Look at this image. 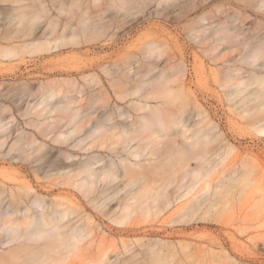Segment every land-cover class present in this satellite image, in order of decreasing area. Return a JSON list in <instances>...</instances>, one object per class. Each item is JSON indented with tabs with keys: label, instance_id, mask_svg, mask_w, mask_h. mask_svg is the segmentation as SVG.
<instances>
[{
	"label": "rangeland",
	"instance_id": "rangeland-1",
	"mask_svg": "<svg viewBox=\"0 0 264 264\" xmlns=\"http://www.w3.org/2000/svg\"><path fill=\"white\" fill-rule=\"evenodd\" d=\"M34 1L37 2L38 0H14V1L13 0H0V47L5 46V45H10V46L15 45L16 46V44L22 45L27 42L35 41L33 40L34 36L25 37L24 34L21 35L20 33L22 32L21 31L22 27L21 25H19V27H21L19 28L18 25H16L17 23H19L16 17V16H18V18L20 17L18 15L20 14L19 9L21 10V7L25 6L26 4L27 6L32 3L34 4L35 3ZM76 1L78 0H43L44 2L43 4L47 6V8L49 7L48 12H47L49 14L44 13L46 15L44 16V18L40 20L37 26V29H36L37 30L36 37L41 40V39H44L43 37L45 34H47V36L50 35V32H51L50 28L46 27L48 26L46 25L48 24L46 17L50 19H55V17H57L56 18V20L58 21V26L56 29L57 31H55L53 36L61 34V33L65 35L66 37L73 35L74 32H78L77 28H79V26L81 25L80 21H77L80 15L79 14L80 11L82 12L84 9L85 10L87 9L86 12L88 11V14L86 13H83V14L89 15L87 16L88 18H92L93 16V18L90 19L91 21L88 20L89 23L92 22V20L93 22L100 23L99 25L101 29L103 28L101 31L105 33L104 35L103 33H101L102 36L100 35L101 37L98 38L99 40L96 39L92 41L91 43L90 42L87 43L86 40L83 41L85 34L83 35L82 32H80L81 34L79 33V35L81 36L80 38L82 39L83 43H81L82 45L80 44L79 46L73 45V44H66L67 45V46L65 45L66 47L62 46L56 50H53L52 52H47L43 54H31L27 52V50L23 52L21 51L22 49L20 50V48H17L19 49L17 50L18 56L16 55L14 57H4L3 55L0 54V140L2 142L3 138H6V139L8 138L7 141L5 139L6 142L3 144V146L0 145V188H2L3 185L7 184L5 186L8 189L6 193H4L3 195H0V199L2 200L0 203V211L3 209H8L9 205L12 203V199H11L12 196L10 193L11 186H14V189H16L15 185L19 184L22 180L23 182H26V181L30 182L36 189H38L40 193H43L44 195H48L49 197H52L55 195H58V196L69 195L70 196V194L68 193L69 188L65 186L57 185L56 182L54 183V181H56L55 178L53 179V181H50L52 180V176H54V175L52 176L50 175L52 174V171H53L54 160L56 161L57 158H60L61 156L64 157L63 154L67 150L65 148V145L64 144L62 145L61 143L59 144L57 141H55V138L57 137V134L59 133L60 130L64 129L63 131H66V129L68 128L64 127L67 123H66V120L65 121L63 120L62 121L63 123L62 122L58 123L60 129L56 127L58 128L56 129L57 132H52L48 134L47 136L44 135L43 132H41L42 130L47 129L49 127L50 123L48 124V122H52L53 117H56L58 115L60 116L62 114L61 110L60 112L58 110H57L58 112L56 111L50 112L49 110L41 111L40 112L41 116L40 114L36 113L37 111L35 110L37 108V104H39L43 100L42 94L46 93V89L43 87L41 88L42 84L47 86V83L49 82L51 83L52 81L55 87L57 88L59 87V89H61L60 92L58 93V96L57 95L54 96L53 100L50 99V101L52 100L51 103L54 102V104L56 105L59 103L61 104L65 103L70 98L69 97L70 95L78 96L81 98L87 95L86 93H90L96 90L97 91L104 90L105 89L104 87H106L105 90H107L109 94H111L110 95L111 99L108 103V109L105 112H110L113 109L117 110L116 103H120L123 108H126V109L128 108L127 110L133 111L131 109L132 107L129 106V104L131 103L130 101H132L133 99H137V97H135L134 95L133 97H129L131 95L130 93L132 92V91L131 92L129 91L130 90L135 91L137 89L135 88L137 87V85L139 87L140 85H143V84L147 85L148 82L150 81L149 79H152L151 81H153L154 76L157 77V75L155 74H158V73L156 72L160 70L159 68H155L149 71L148 67L150 66V64L148 66V63H154V64L160 63L162 68L163 66L165 67V69L169 67L168 69L170 70V72H173V70L175 71V69L171 67L172 65H174V67L175 65H182L186 71L185 76H183L184 79L182 77V80H180L181 82L179 83L175 82L176 84L175 83H174L175 85L173 84V88L177 87L178 89V87L180 88L181 86L184 89V93L185 94L187 93V96L185 95L182 96L183 92L180 90H179L180 92L179 91L178 92L179 93L182 92V93L180 94L181 96H179L177 92L175 91V89H173L174 92H171L173 95L169 93L170 95L168 97L167 95L165 96L166 93H164V96L166 98L164 96H162L161 100H160L161 96L160 98H157V99L155 98L154 100H152L151 98L149 100V103H151L152 105H159L161 103L162 105H160V107L165 104L164 107H161L163 112L165 111L164 112L165 114L168 110L167 107L172 108L170 110H173V105H174L175 107L174 109L177 114L179 113L177 111H180V109L178 108L179 107L181 108L182 106L181 109H183V106L185 105V104L180 105V103L182 102L187 103L185 101L190 102L188 104L189 107H187L188 105H186L187 107L186 109L188 110L184 109L187 114L184 113L183 111H182L183 115L182 114L179 115L181 112L178 114V116H181L180 117L181 119L183 116L185 117V118L183 117L182 119L185 122L184 124H186L187 122L188 123L187 127L190 126V128H193L196 125L193 123L195 122L197 123L201 120V123H197L198 125H204L202 124V122L204 123L206 122L205 125L207 124L216 125V127L212 130V133L215 130L214 134L219 133V135L221 134L220 139L222 138V140L220 141L218 140L219 142L217 141L218 143L216 144L221 145V147L225 148L224 150H222V148L220 150H222V152H225L226 150L227 151L229 150V147H231L233 150H231L230 148V153L229 151L228 152L226 151V154L228 155L229 153V155L225 156L226 158H224V160H222L219 163L217 169L210 175V177L208 176L209 178L207 177V175H205L204 177V174L203 175L200 174V176L205 179H202L199 175H198V178L195 179L194 176L192 177V175L185 173L186 171L185 168H183V170L179 169V167L176 168L177 166L175 167V165H180L176 163L177 162L176 157L171 159L173 160L172 162L171 160L168 161L167 163L169 165L167 164L163 169H159V174L155 176L157 179L159 178L158 181L161 183L164 179L166 181L168 179L167 183L166 182L164 183L165 181L164 180L162 184L165 185V187L166 185L168 186L169 184V186L166 188L170 192L171 196H174L173 197V200H175L174 204L170 205L169 207L164 208V210L160 212L161 215L160 213H155V212L149 215H146L143 212H139L138 214L133 216L130 222L127 223V227L130 228V231H123L122 230L123 228L121 225H118L116 223L114 224V222H112L108 217H105L104 215H102L101 211L95 209L92 206H89L88 213L92 214V216H94L93 217L94 219H97V221H100L101 223H103V230L98 232L97 237L86 240L82 244L81 251L78 253H75L76 255H73L71 258H69L67 264H84L85 262L90 261L93 257L94 258L97 257L98 251L100 252V250H98L99 248L103 246L105 247L110 246L109 243L111 244V241H113L112 243L116 245L114 247V245L112 244L113 249L110 250V255L112 254L113 256V257L111 256L112 257L111 259H113L115 263L117 259H120L121 261L122 258L125 257V260H127V264H139L140 262L137 263V259L139 258L140 260L141 259L144 260L146 258L145 260L148 261L150 264H157L154 262L151 263L150 258L147 255H145L144 250H142L144 245L142 246L140 245V243L143 241L144 243L148 242L150 244L153 241H155L154 243H157L156 241H159L160 238L162 240L164 239V241H161L160 239V244L162 242V245L160 244L158 245L159 243L158 242L157 246H161L163 248V245H164L165 247L163 248V251L166 252L165 254H167L168 252H171V251H166L167 245H168V250H171V249L173 250L172 252H174V256L175 254L179 252L178 253L179 255L178 254L176 255L178 259L173 256L172 252L169 253L175 259H177V261L173 260L175 261V263L173 262V264H178L181 257L183 258L181 259V261L184 260L186 261L187 264H189L190 260H187L185 258L187 254L186 255L184 254L183 252L184 249H182L181 247L184 245L183 248H185L186 243H188V241L189 243L190 242H192L193 244L195 243L194 245L196 246V247L193 246L192 243L190 244L188 243L189 246L188 245L187 246L189 248H187L186 246L187 249L192 248L191 251L193 250V253L192 252L189 253V251H187L190 255L191 253L193 254L192 255L193 257L191 256V261L193 260L195 256H197V259L200 258V260L198 261H202L204 258L202 259L199 256L202 254L205 257L204 250L205 248H207L208 250L206 249V251L208 252H206V255L208 253L207 256L211 257V261L208 260L210 257H207V258L205 257L206 259L204 260H207L205 261L207 264L213 263L215 261V260L214 261L212 260V256H211L213 254V253L211 254L212 251H215V252L218 251L217 255H215L216 254L215 252L213 255V257L214 256L216 257V256H219L220 254L219 250L222 251L221 254L223 255L224 249L225 251L228 250L227 252H229V254L232 255V258L234 257L236 260L238 259L236 263L234 264H237V262L241 264H264V132L260 131V129L264 128V117H261L263 116L264 113L260 112L262 114L261 115L258 112V110L255 109V107L252 108L253 104L256 106L255 104L256 100L258 99V101H260V98L256 99L252 97L254 101L251 98L250 99L248 98L249 100L245 98L248 96V94L250 96L249 90L251 89L253 90V88H255L257 85L254 84V86H251L250 87L251 89L247 90V92H244L245 94L242 93L241 94L242 96L240 95V98L239 96L237 97L233 96L235 100H233V98L232 100H229L228 97L230 96H228L225 89H222L223 87L220 88L221 85L219 84V81L218 83H215L217 81L216 77L217 76L220 77L222 75L221 73L222 72L224 73L227 67L228 68L229 67H240L242 70L241 74L243 76L244 74L247 75L249 72L253 70L262 71V73L264 74L263 58L261 59L258 58L259 61L256 60V62H254L252 65H251L252 60H250L251 62L247 59H244V61L242 60L243 58H247L246 57L247 53L250 54L252 46H254L255 43L259 42V41L258 42L256 41L262 40L264 38V1L260 3L262 8L259 9L257 7L246 6V3L243 0H170L168 2L161 0L162 2H164L163 4H161L160 2H157L158 0L157 1L150 0L151 2L147 0L146 1L145 0H139V1L132 0L130 1V3H128L129 4L128 6L130 7L131 12L129 13L127 12L130 10L129 7L126 8L127 11L125 10L127 14L125 12H121L123 10L119 11L116 8L115 10L114 7L112 6H110L109 11H107L106 9H108L110 3L113 0L111 2H109L108 0H103L105 3L102 0H100L102 1V3L98 2V4H102L103 6H100L97 3H95L97 1H94V0H82L83 2L79 0L80 1L79 5L80 4H83V5L86 4V5L85 6L81 5V7L78 8L76 7L78 3L77 2L75 7L78 10L80 9H83V10L78 11L75 8H73L74 10L70 11L72 7H74V5L71 3H75ZM114 1L119 2L118 0H114ZM37 3H41V0H39V2ZM36 5L39 6V4H36ZM70 5H73V6L70 7ZM189 5H191V7ZM61 6H64V8L70 11V13L66 10H64L65 12L64 11L61 12V10L59 9ZM89 6H90V9H89ZM219 6L220 7L222 6L221 7L222 10H220V12L216 9V8H219ZM100 7H102L103 9ZM194 7L195 8L197 7V8L195 9ZM224 9H225V12H224ZM103 10H104V13H103ZM207 10L209 12L210 10H213L215 12V16H216L215 20L217 21L216 22L213 18L214 21L212 22L210 19L211 21V24H209L210 27L213 26L212 28H216L215 25L217 23L219 24L220 21L222 22L224 17L225 18L227 17L224 20L226 21L228 20L227 22H229L233 27L234 26H237L240 28L242 27L246 31V32L243 31V29L241 28V30L243 31L242 37L244 36V38L242 37L240 38L241 39H246V38L251 39L252 38V41L255 40V42L250 41V43H254V44L251 45V47L249 46L250 47L249 48L247 47V45H250V43H248L246 45V49L244 48L245 46L243 47L239 46V48L235 47V49L238 48L239 50L236 49V51L237 50L238 51L237 52L235 51L234 54H231V51L234 52L235 50L234 48L232 50H229V52L226 51V53L227 52L228 53L227 54L225 53V54L228 56H226L227 57L226 58L224 56L225 54L222 55L224 59L221 57V53H220V57L223 60L217 59L219 55L216 56L217 54L216 51L224 52L225 49L227 48L226 47L225 49H223L225 45L224 46L221 45L222 47L220 46L221 48L219 47L220 49L216 50L212 54V55L215 54L214 56H216V59L220 60L218 62L215 58H213L214 56L210 57L206 55L207 53H205L204 51L203 53L201 49L210 47V42L209 43L207 42L208 44H201V43H206L205 37H203L204 36L203 34L206 33L207 35H209L211 28H209V31L206 30L208 33L206 31H203V33L196 32V31H199L200 28H197L198 30L195 28L197 27V25H199L197 24V20L199 19V16L201 14H206V12H208ZM13 11L15 12L13 13ZM74 12L78 14L77 16L78 18L75 16ZM100 12L101 14H99L98 16L97 14ZM117 12L118 13L121 12V14H118ZM222 14H224L225 16H222ZM74 16L77 19H75ZM217 16H218L219 21L217 20ZM103 17L105 18L103 19ZM133 17L135 19H133ZM237 17H239L240 20H238ZM71 18H73V20H71ZM67 21L70 23V25L68 24ZM259 21L261 22V24H259ZM64 22L67 23L69 27H65L66 25L64 24ZM194 22H196L197 24L196 27H194L195 26V24H193ZM191 25H194L193 26L195 30L194 32L191 31L192 29ZM104 28L108 29V31L106 32ZM19 29L21 32H17ZM58 30L62 32L58 33L59 32ZM115 32L116 34H114ZM17 33L19 37L17 36ZM195 33H197V35ZM14 34H16L17 37ZM11 35H14V36H11ZM113 35L114 36L116 35V37L115 38L112 37ZM198 35H200L202 39ZM249 36L251 38H249ZM12 37L15 39H12ZM9 38H11V40H9ZM199 38L201 41L198 44ZM152 41H155L159 44L155 52L159 53L160 50L163 52L162 49H164L165 51L166 48L169 50L166 49L167 52L165 51L163 52V54L159 53V55L158 53H155L154 51L149 52L148 51L149 45L151 44L150 42ZM160 42H161V45H160ZM145 45H148V48ZM164 45H166V48L164 47ZM19 51H20V55L18 54ZM239 51L243 52L242 56H241V52L239 53ZM156 55H158L159 57ZM195 57H197L199 60L202 57L201 62L199 60H195ZM167 58L168 60H166ZM169 58H172V59L169 60ZM164 59L166 62L167 61L169 62L166 63L165 61H163ZM159 60L162 61L164 65ZM211 60H213V62ZM240 60L242 63L240 62ZM245 60L247 61L244 64L243 62H245ZM196 61H198L199 65L197 64ZM202 61H203V64H202ZM214 61H216V63ZM247 62H250V64ZM200 64H202V66L205 65L203 69ZM104 65H107L108 67H110V68H107L106 73L104 71L105 70L104 68H106L107 66H104ZM218 66L223 69H224L223 66H225L226 69L222 70ZM99 67H104V68H99ZM214 67H216V70L219 69V71L216 72L214 70ZM115 68H117L116 69L117 71L115 70ZM200 69L206 70L204 71L205 74H207L205 75V77H203L204 73ZM148 72L150 74L152 72L153 73L151 74L152 76ZM214 72L216 74L218 73L219 75L217 74L214 77L213 76L215 74ZM90 73L96 74V75L94 74L93 77H96L98 75L99 77H96L95 79H93ZM85 75H88V76H85ZM148 75H150V77ZM146 76H148V78ZM72 77L74 79H72ZM67 78L69 79L71 78V80ZM97 78L101 80L100 83L98 82L100 80ZM204 78L208 79V81H205ZM85 79L87 80L89 79L93 82L90 83L89 80L87 82V80ZM66 80H68V83ZM94 80H96V82H94ZM118 80L119 81L122 80L121 82H124V81L125 82L117 83ZM183 80H184V84H183ZM71 81L73 82L71 83ZM140 81L142 84L140 83ZM138 82L140 85L138 84ZM153 82L155 83V81ZM118 85H120L123 89ZM124 85H127L129 87H125ZM132 86H133V89L131 88ZM189 86L194 90V94L196 95L192 93L193 90L191 88L188 91ZM113 87L117 89L115 90ZM157 87H156V84L151 85V86L148 84V86H145V88L142 87V89L144 88L145 91L140 92V93L145 94L149 90L152 91V88L155 89ZM68 89L71 91L69 92L66 91ZM160 89L161 88H158L156 90H160ZM121 90L123 92L128 91L129 93L128 98L124 101H121L117 98L119 97L118 96L119 93H122L121 95L123 94L125 95V93H123ZM115 93H118V95H116ZM128 93L126 94L128 95ZM175 93L178 95L177 97H180V99L179 98L173 99V96L175 95ZM218 94H221V95H218ZM171 95H172V98H170ZM226 95L228 96L227 97L228 99L225 97ZM195 96L198 98L196 99L200 101L199 103H201V105L203 104L202 105L203 109L201 107L199 108L200 110H197V107H200L201 105L197 103ZM169 98L172 100L169 101ZM243 98L246 104L241 103L244 101L240 102V99L243 100ZM183 99H186V100L184 101ZM258 101H257V104H259ZM55 102H58V103H55ZM169 102H171L172 105ZM174 102L175 103L177 102V103L174 104ZM83 103L86 104L87 101L84 100ZM80 104L81 102H77V105H80ZM73 105H76V104H73ZM248 105L250 107L249 109H248ZM163 108L164 109L166 108L167 110L166 109L164 110ZM246 108L248 109L247 112H246ZM101 110H102V107L100 108V111ZM202 110L203 111L205 110L208 113V115H206L205 114L206 112H205L204 114L206 116H202V115L200 116L199 114H200V111ZM101 112H103V110ZM168 113L170 115L171 111L169 112L168 110L167 114ZM171 115H174V114L171 113ZM45 121H46L45 124H47L48 127H46L47 125L42 124ZM210 121L214 123H209ZM39 122L40 123L42 122L41 125ZM42 127L44 128L41 130ZM172 130L175 131L174 129ZM175 138H177L179 141L182 139L183 141L184 137L181 135H177V137ZM19 139L20 140L22 139V142H24V144L20 142L19 144H17L16 147L23 146L25 149H27L26 153L20 154L19 150L11 149V147L13 146V142ZM30 141H32L33 144L27 145V143ZM42 144H43V147L40 150L41 152L39 151V154H38L36 151H34L36 149L34 147L41 146ZM181 145L184 146L183 143ZM75 152L77 154L79 153L78 154L79 156L80 155L84 156L87 154L86 152L81 151V150H77ZM27 154H29V157H26ZM176 156L178 157L179 155H176ZM43 158L44 160H42ZM218 159H220L219 156L218 158H216V160ZM38 161H40V163ZM173 162L175 163V165ZM196 163L198 165L197 159L193 158L192 160H189L188 161L189 167L191 166V168L189 169H192L193 167L194 168L197 167ZM206 164H205L206 166L205 171L206 169H208L207 168L208 165L211 167V163H209L208 165ZM42 165L43 166L45 165V166L42 167L43 170L41 168L40 170L39 167H41ZM170 166L171 168L172 167L173 168L171 169ZM37 168L38 170H35ZM247 168L251 171L249 172ZM175 169H179V170L173 171ZM246 169L249 172L248 174H246L247 173ZM170 170H172V172H169ZM36 171L37 172L42 171L41 173L38 172L40 177L36 175L35 173ZM205 171L201 170L202 173ZM170 173L172 174L170 175ZM244 175H246L245 176V178L247 177L246 179H250L247 185L244 184V182L241 180L244 177ZM47 176L48 178H46ZM171 176H172L171 178L172 181H170ZM206 177L208 181L206 180ZM49 178L51 179L47 180ZM234 178H237V179L235 180ZM199 179H201V181H199ZM18 181L20 182L18 183ZM194 182L197 183L196 184L197 186L194 184ZM203 182L205 183V185ZM226 184H231V186L228 185L229 188L227 189V187L225 186ZM192 185L193 186L195 185L194 186L195 188L192 189L189 195H187L184 199L177 202L175 198L176 194L179 192L180 193L187 192L191 187H193ZM218 185H221L222 187L224 186L223 190L221 191L228 190L227 191L228 193L225 191L224 196L225 194H229V195H227L228 198L226 196L225 198L223 197L224 199L221 198L220 200H219L220 196L219 195L216 196L218 197L216 198L218 201L216 200L217 203H215L216 204L214 206L215 208L213 207L211 209L209 208V205L211 204V199L213 200L215 198L214 195H217V192L219 193L220 190L218 191L217 188L219 189L221 188ZM205 186H207L208 189ZM120 187L121 186H119L117 189H119ZM202 187L203 188L205 187L207 191L205 188L202 189ZM230 188H233V189L230 190ZM112 191H115V190H112ZM112 191L110 195L113 194ZM207 192L208 193L210 192L209 199H207L209 201L206 200L207 203L204 202V205L202 204L203 207L201 206L202 208H200L199 211L196 210V212H194V209L193 211L192 210L190 211L189 208H185V205L186 206L189 205L188 204L189 201L190 202L192 201L191 203L195 201L196 203V201L199 200L201 197H203V195H206L208 197L209 194H207ZM124 193L125 191H121L119 193V196L120 195L122 196V194ZM201 193L202 195H200ZM69 196H66V197L70 198ZM194 197L196 198V200ZM81 198L83 201H86L85 197H81ZM74 199H78V198L74 196ZM113 200L110 201L106 209L110 208L109 206L113 207L115 205L117 200H115V202ZM220 201L221 203L224 201L223 202L224 204L222 203L224 206H222ZM183 204L185 205L183 206ZM180 206L184 207L183 208L184 211L182 209H181L182 211L180 210L181 208ZM216 206L218 207L216 208ZM186 209H188L189 211H186ZM185 212L186 213L193 212V213L187 214L189 215L188 216L189 218H188L187 215H184ZM210 217L212 218V220ZM164 218H167L168 220L178 219L177 221H179V223L176 222V224H174L175 223L174 222L173 224H171L170 221L167 222L166 221L167 219H164ZM186 218H188L189 220L190 218H192V220L188 222L187 221L188 219ZM199 218L201 220H199ZM180 219L183 220V223H180L181 222ZM139 220L142 222H140ZM163 220H165L167 223L163 222ZM138 222L139 224H137ZM8 237L9 236L6 234V232L0 230V264H15L16 258H14L13 256L15 255L16 257V255H18L17 253L20 252L21 247L24 244H27L28 242V241H25V239H17L14 241H10ZM140 237L144 238V240L142 239L143 240L142 241L140 239L141 242L138 241L139 243H137L136 241ZM147 237L149 239L152 238L155 240L150 239V242H149L147 240ZM103 238H104V241H102ZM166 240H168L167 241L168 243H170L169 240L171 241L173 240L172 243H174L175 244L174 246L176 247H171L172 244L171 243L167 244ZM126 241L128 243L132 241V243L130 244L133 247L135 246L134 249L132 248L130 244L128 245L127 243V245L128 247L131 246L133 251L130 250L131 248H128L127 246L124 245L125 244L124 242ZM184 241H186V243ZM169 245H170V249H169ZM200 246L204 249L202 250ZM174 248H176L178 252L175 253ZM210 248L212 251L210 250ZM134 250L135 251L138 250L139 252H141L143 256L140 254L138 255V253L135 252ZM163 251L162 253H164ZM136 253L138 257L139 256L140 257L139 258L137 257V259L135 258L136 259L135 261L133 257L131 256H133L134 254L136 255ZM189 254L188 256H190ZM129 257H131V259ZM215 257L214 259L219 260V258H215ZM13 258H14V261H13ZM163 260L165 259H162V261ZM226 260L227 261L229 260L230 262L232 261L231 258L230 259L227 258ZM156 261L157 260H155V262ZM220 261L214 262V264L215 263L219 264ZM223 261H225V259L222 260L221 262ZM166 262L167 261H165L164 263ZM191 263L193 264V262Z\"/></svg>",
	"mask_w": 264,
	"mask_h": 264
},
{
	"label": "bare ground",
	"instance_id": "bare-ground-1",
	"mask_svg": "<svg viewBox=\"0 0 264 264\" xmlns=\"http://www.w3.org/2000/svg\"><path fill=\"white\" fill-rule=\"evenodd\" d=\"M94 1H97L95 3L98 4V2L102 3L103 0L102 1L94 0ZM108 1L111 2L112 0H108ZM118 1L119 2H116L113 0L110 3L108 9H106V10L109 11L110 6H112V7H114V9L116 8L119 11L123 10L121 12H125L126 8L129 7L128 3H130V1H132V0H121V1L118 0ZM147 1L151 2L150 0H147ZM155 1H157V0H155ZM162 1L168 2L170 0H162ZM162 1L158 0L157 2H160L161 4H163L164 2H162ZM243 1L246 3V6H248V7H257L259 9H261L262 6L260 5V3L264 0H243ZM37 2H39V0ZM37 2H35L34 4L31 2L33 5L29 4L28 6L26 4L25 6H27L28 9L25 6H22V7L20 6L21 10L19 9L20 14H18L20 17L18 18V16H16L18 21H19V23H17L16 25H18V27H19V25H21V27H22V30H21L22 32L20 31V29L17 32H21L20 34L21 35L24 34L25 37H27V36L33 37L34 36L33 40H35V41L27 42V43H24L22 45L16 44L17 47L15 45L1 46L0 47V54L3 55L4 57L16 56L17 50H19L17 48H20V50L22 49L21 51H23V52H25L27 50V52H29L31 54H43V53H47V52H52L53 50H56L62 46H65L66 44H73V45L79 46L85 40L87 43H89V42L91 43L92 41L100 38L102 36L101 33H103V35L105 34L104 32L101 31L103 28L101 29V27L99 25L100 23L93 22V20H92V22L89 23V21H91L90 19H92L93 16H92V18L87 17V16H89V15H86V14H88V11L86 12L87 9L86 10L84 9L85 11L83 9H80V10H83L84 12L83 11L81 12L80 10L76 9V7L79 8V7H81V5L82 6L86 5L85 3H84L85 5H83V4L79 5L80 1L78 0L75 3H71L74 5V7H72L73 5H70V7H72V9L70 11H73L74 10L73 8L80 11V13L75 11V12L80 14L79 15L80 19L77 17L78 14L74 12L75 16L78 18L77 21H80V23H81L79 28H77L78 32H74V34L72 33L73 35L66 37L65 35H63L61 33L62 31L60 32L58 30L59 31L58 33H61V34L57 33L58 35L53 36L55 31H57L56 30L57 26H58V21L56 20L57 17H55V19H50V18L46 17L47 23H48L46 25H48V26H46V25L45 26L47 28L49 27L51 32H50L49 36H47V34H45L43 37L44 39L40 40L36 37V31H37L36 29H37V26H38L40 20L42 18H44V16L46 15L44 13L48 12L49 7L47 8V6H45L43 4L45 2V1L43 2V0H41V3H37ZM81 2H83V1L81 0ZM204 2H206V1H204ZM21 3H22V1H21ZM53 3H55V2H53ZM64 3H62V4H64ZM76 3H77V5H76ZM36 4H39V6ZM66 5H67V3H66ZM75 5H76V7H75ZM98 5L103 6L102 4H98ZM189 6L191 7V5H189ZM112 7H111V9H112ZM221 7L219 6V8H216V7L215 8L220 12V10H222ZM100 8H102V7H100ZM59 9L61 10V12L64 10L68 11L66 8H64V6H61ZM89 9H90V6H89ZM129 9H130V7H129ZM104 10H103V13H104ZM70 11H68V12L70 13ZM14 12L15 11H13V13ZM101 12L98 14L96 13V14L99 16V14H101ZM121 12L120 13L117 12V13L121 14ZM127 12L128 13L131 12V9ZM127 12H125V13L127 14ZM208 12H206V14H201L199 16L198 20L196 19L197 24H199V25H197L196 22L193 23V24H195V26L191 25L192 29H193V30L191 29V31H193V32L195 31L194 27H196V25H197V27L195 29L200 28V30L196 31V32L203 33V31H206V30L209 31V28H211L209 35H207L205 32L204 33L206 35L203 34L204 35L203 37H205L206 43H201V44H208L210 42V47L205 48V49H201L202 52L204 51L205 53H207L206 55L213 57L215 54L214 55H212V54L216 50L220 49L222 47L221 45H223V46L225 45V47H223V49H225L226 47L227 48L225 49L224 52L216 51L217 52L216 56L219 55V57L217 59H222L223 58L222 55H224L226 53V51L229 52V50H232L233 48L235 49V47L239 48V46H242V47L245 46L244 48L246 49V45L248 43H250V41L255 42V40L252 41V38L250 36H249V38H251V39H247L246 37H245L246 39H241L240 37H242V32L245 30L242 27L241 28L243 29V31L241 30L240 27H237V26L233 27L229 22H227L228 20L227 21L224 20L227 17L226 18L224 17L222 22L220 21L219 24L217 23L218 25L217 24L215 25L216 28H212L213 26L210 27L209 24H211V21L213 22L215 20L216 16H215V12L213 10H210L209 13ZM221 12H223V11H221ZM224 12H225V9H224ZM83 13H86V14H83ZM47 14H49V13H47ZM94 14H92V15H94ZM225 14H227V13H225ZM217 15H218V13H217ZM219 15H220V13H219ZM100 16H102V15H100ZM222 16H225V15L222 14ZM76 17H75V19H77ZM104 18L105 17H103V19ZM213 18H214V20H213ZM237 18H238V20H240L239 17H237ZM133 19H135V18L133 17ZM210 19H211V21H210ZM71 20H73V18H71ZM217 20H218V16H217ZM65 22H64V24L66 25L65 27H69L68 24L70 25V23L68 21H67L68 24ZM191 22H193V21H191ZM205 24H207L208 26ZM259 24H261L260 21H259ZM130 25H131V23H130ZM219 25H221V26H219ZM21 27H19V28H21ZM16 29H18V28H16ZM105 31L107 32L108 29H105ZM80 32H82L83 35L85 34V36H87V37L84 36L83 41L80 38L81 37L79 35ZM114 34H116V32ZM195 34L197 35V33H195ZM14 35L16 36V34H14ZM14 35H11V36H14ZM17 36H18V33H17ZM41 36H42V34H41ZM198 36L200 37V35H198ZM112 37L115 38L116 35L115 36L113 35ZM200 38H199L198 44L201 41ZM242 38H244V36ZM12 39H15V38L12 37ZM9 40H11V38H9ZM203 42H204V40H203ZM256 42H258V43H255V45L252 46L250 54L247 53L246 54L247 56L245 55L247 58L242 59L243 61H244V59H247L249 61L252 60L251 65L254 62H256V60L259 61L258 58H260V59L263 58V60H264V38L262 40H257ZM150 43H151L150 45L148 43V45H149L148 51L149 52H152V51L155 52V50H157L159 44L155 41H152ZM226 44H227V46H226ZM253 44L254 43H250V45H247V47H249V46L251 47V45H253ZM148 45H145V46H147V48H148ZM160 45H161V42H160ZM19 46H21V47H19ZM167 46H169V45H167ZM161 47H159V48H161ZM164 47L166 48V45H164ZM238 48H236V49H238ZM249 48H247V49H249ZM166 49H165V51H166ZM236 49L234 50V52L231 51V54H234ZM162 50H163V52H165L164 49H162ZM167 50H169V49H167ZM160 51H159V53L163 54V52L162 51L160 52ZM245 51H247V50H245ZM218 52H219V54H218ZM240 52L241 51H239V53ZM155 53H158V52H155ZM159 53H158V55H159ZM220 53H221L222 58L220 57ZM242 53L243 52H241V56H242ZM18 54L20 55V51L18 52ZM226 54L224 55L225 57L228 56ZM158 55H156V56H158ZM165 55H163V56H165ZM175 56H176V54H175ZM216 56H214L213 58L216 59ZM234 57H235V55H234ZM234 57H232V58H234ZM176 58H177V56H176ZM170 59H172V58H169V60ZM201 59H202V57L200 58V60L197 57H195V60H199L200 62H201ZM234 59H236V58H234ZM166 60H168V58ZM213 60H211V61L213 62ZM247 60H245V62H243V63L245 64ZM163 61H165V59ZM218 61H220V60H217V62ZM160 62H162V61H160ZM168 62L169 61H167L166 63H168ZM196 62L198 64V61H196ZM214 62L216 63V61H214ZM240 62H241V60H240ZM250 62H247V63L250 64ZM149 64H150V66H149ZM202 64H203V61H202ZM202 64H200V65L203 69V67L205 65L202 66ZM163 65H164V63H163ZM183 65H185V64H183ZM104 66H107V65H104ZM148 66H149L148 67L149 71H151L152 69H155V68L160 69L159 71L157 69L158 72H156V73H158V74H155V75H157V77L154 76V78H153V81H155V83L153 81H151L152 79H149L152 83L148 80L149 81L148 84L150 86L156 84V87L158 86L157 88H155V89L152 88V91L149 90L147 93L141 94L140 92H144L145 91L144 88H145V86H148V84L147 85L143 84L144 85L143 86V85H140L138 82L140 87L137 85V87H135V88H137L135 91L130 90L131 88L133 89V86L129 89L130 90L129 92L132 91L130 93L131 94L130 96H129L128 91L123 92L121 90L123 93H125V95L124 94L121 95L122 93H119V92H118L119 95H118V93H115L116 95L119 96L117 98L121 101L126 100L128 98V96L133 97V95H134L135 97H137V99H133L132 101H130L131 103L129 104V106L132 107L131 109L133 111L127 110L128 108L127 109L123 108L120 103H116L117 110L113 109L110 112H105L108 109V103L111 99V96H110L111 94H109V92L107 90H105L106 87H104L103 85L102 86L105 88L104 90L98 89L99 91L96 90V91H92L90 93H86L87 95H85L81 98L78 96H74V95L71 96L70 95L69 96L70 98L65 103H63V104L59 103L57 105L54 104V102L51 103V101L53 100L54 96H56V95L58 96V93L60 92L61 89H59V87L58 88L55 87V85H53L52 81H51V83L50 82L47 83V86H45L43 84H42L43 86L41 85V88L43 87L46 89V93L42 94L43 100L39 104H37V108L35 110V111H37L36 113L40 114L41 111H45V110H49L50 112H52V111H56V112L59 111L60 112V110L62 111L61 112L62 114L60 116L58 115L56 117H53V121L48 122V124L50 123L49 127L47 124H45L46 121L43 123L41 122L42 124L47 125L46 127H48L47 129H44V130H42V129L45 126L42 127L41 132H43L44 135H46V136L52 132H57L56 129L59 128L58 123L62 122L63 120L64 121L66 120V123H67L66 125L68 126L67 127L65 125L64 127L68 128V129H66V131H63L64 129L60 130L59 133L57 134V137L55 138V141H57L59 144L60 143L62 145L64 144L65 148L67 150L66 151L64 150L65 151L63 154L64 157L61 156L60 158H57L56 161L54 160V162H53V171L54 172L52 171V174H50L51 176L52 175H54V176H52V180H50L51 178H49L47 180L53 181V179L55 178L56 181H54V183L56 182L57 185L65 186V187L69 188L68 193L70 194V196L69 195H66V196H69L70 198H67L66 196H58V195H55L52 197H49L48 195H44L43 193H40L38 191V189H36L28 181H26V182H23V180L21 182L18 181V183L19 182L20 183L15 185L16 189H14V186H11L10 193L12 196V198H11L12 203L9 205V207L10 206H12V207H10L11 210L8 207L9 210L3 209L0 211V230L6 232V234L9 236L8 239L10 241H14L17 239H25V241H28L27 244H24L21 247L20 252L17 253L18 255H16V257H15V255L13 256L14 258H16L15 264H67L69 258H71L73 255H76L75 253H78L81 251L82 244L86 240L93 239L94 237H97L98 232L103 230V223H101L100 221H97V219L93 218L94 216H92V214L88 213L89 206H92L95 209L101 211L102 212L101 214L104 215L105 217H108L112 222H114V224L116 223L118 225H121L123 228L122 229L123 231H130V228L127 227V223L130 222L132 220L133 216H135L139 212H143L146 215H149L153 212L160 213L164 210V208L169 207L170 205L174 204V202H175V200H173L174 196H171L170 192L166 188L169 186V184H168V186L166 185V187H165V185L162 184L165 179L161 183L158 181L159 178L157 179L155 176V175L159 174V169H163L168 164L167 163L168 161H170L171 159L176 157V161H177L176 163H178L180 165H175V163L173 162L175 167L177 166L176 168L179 167V169H182V170H183V168H185L186 169L185 173L192 175V177L194 176V178L196 179V178H198V175L200 176V174H202V175L204 174V177H205V175H207V177L208 176L210 177V175L217 169L219 163L222 160H224V158H226L225 156L229 155L231 147H229V150H228L229 153L227 155L226 154L227 150L225 152H222V150H224L225 148L221 147V145L216 144L220 140H222V138L220 139L221 134L220 135H219V133L214 134L215 130L212 133V130L216 127V125H213V124L205 125L206 122L205 123L202 122V124H204V125H198L197 123H201V120L197 123L196 122L193 123V124H196L195 126L192 124L194 126L193 128H190V126L187 127L188 126L187 122H186V124H184L185 122H184V120H182L184 116L181 119L180 118L181 116H178V114L181 112L179 114V115H181L182 111L184 113H186L185 110H188L186 108L189 107L188 104L190 102L185 101L186 99H183V100L187 103H184V102L180 103V105H182V104L183 105L185 104V105L183 106V109H181L182 106H181V108L180 107L178 108V109H180V111L176 110L177 112H179L177 114L175 112L174 105H173L174 111L170 110L172 108H169L166 106L167 109L169 110V112L171 111V113H173L174 115H171V113H170V115H169V113L167 114L168 110L166 108H165L167 110L166 114L164 113L165 111L163 112L161 107H164L165 104L160 107V105H162L161 103L159 105H152L151 103H149V100L151 98H152V100H154L155 98L157 99V98H160V96H161V98H160V100H161L162 96H164V93H166L165 96L167 95L169 97V95H170L169 93L174 92L173 89H175V91L177 92V94L179 96H181L180 94L182 92H183L182 96H184V95L187 96V93L186 94L184 93V89L181 86H180V88H182V89H180L179 87L177 89L176 86H175L176 88H173V84L175 82L176 83L181 82L180 80H182V77L185 76L186 71L183 68V66L182 65H175V67H174V65H172L171 67L175 69V71L173 70V72H170V70L168 69L169 68L168 66H167L168 67L167 69H165L164 66L162 68L160 63L159 64L158 63L157 64L148 63ZM176 66H178V67H176ZM180 66H182V67H180ZM263 66H264V64H263ZM223 67H224V69H226L225 66H223ZM254 67H255V65H254ZM99 68H104V67H99ZM107 68H110V67L107 66L106 68H104L105 73H106ZM219 68H221V67H219ZM116 69L117 68H115V70ZM202 69H200V70H202ZM221 69L224 70L223 68H221ZM221 69H220V71H221ZM214 70L216 72L219 71V69L216 70V67H214ZM146 71H147V69H146ZM202 71L204 73V74L202 73L203 77H205V75H207V74H205L204 71H206V70H202ZM241 71L242 70L240 67H229V68L227 67V69L224 71V73L222 72L221 73L222 75L220 74L221 75L220 77H218V76L216 77L217 81L215 83H218V81H219V84L221 85L220 88L223 87L222 89H225L228 96H230V97H228L227 95L225 96L226 98L228 97L229 100H232V98H233V100H235L234 97H237V96H239V98H240V95L242 93L245 94L244 92H247V90L251 89L250 88L251 86H254V84H256L257 86L255 88H253V90L251 89L252 91L249 90L250 96L248 94V96L245 98L246 99H248V98L253 99L252 97H254L256 99L260 98V101H258V99L256 100L255 104L257 107L253 104L252 108L255 107V109H257L259 113L260 112L264 113V100H263V98H264V74L262 73V71L253 70V71L249 72L247 75L244 74V76H243L241 74ZM245 71H246V69H245ZM95 73H92V74L90 73V74L93 77V75ZM90 74H89V76H90ZM151 74H153V73L151 72ZM217 74L215 73L213 76L215 77V75H217ZM126 75H128V74H126ZM144 75H146V74H144ZM150 75H148V76L150 77ZM85 76H88V75H85ZM148 76H146V77L148 78ZM96 77H99V75ZM96 77H93V79H95ZM67 79H69V78H67ZM72 79H74V78L72 77ZM97 79H99V78H97ZM183 79H184V77H183ZM69 80H71V78ZM85 80H87V79H85ZM88 80H87V82H88ZM204 80L208 81V79H206V78H204ZM66 81L68 83V80H66ZM89 81H90V83L93 82L91 80H89ZM121 81L122 80H120V81L118 80L117 83L121 82ZM72 82L73 81H71V83ZM76 82H77V80H76ZM94 82H96V80H94ZM98 82L100 83L101 80ZM124 82H121V83H124ZM140 83H141V81H140ZM183 84H184V80H183ZM207 84H208V82H207ZM120 85H118V86H120ZM113 86H115V85H113ZM118 86H116V87H118ZM124 86L129 87L127 85H124ZM142 87H144L143 88L144 90L142 89ZM158 88H161V89L156 90ZM190 88L191 87L189 86L188 91L190 90ZM179 90L182 92L179 93L180 92ZM66 91L69 92L71 90L68 89ZM68 92H66V93H68ZM126 93H128V95ZM192 93L194 94V90ZM177 94L175 93V95L173 96V99H176V98L180 99V97H177L178 96ZM172 95L170 98H172ZM194 95H196V94H194ZM218 95H221V94H218ZM170 98H169V101L172 100ZM196 98L197 97L195 96V99ZM220 98H221V96H220ZM50 99H52V100L50 101ZM197 99H196V101H197V103H199L200 101H198ZM84 100L87 101L86 104L83 103ZM175 101H177V100H175ZM241 101H244V102H241ZM253 101H254V99H253ZM257 101L259 104H257ZM77 102H81V104L77 105ZM240 102L246 104L244 98H243V100L240 99ZM55 103H58V102H55ZM169 103L172 105L171 102H169ZM176 103L174 102V104H176ZM73 104H76V105H73ZM199 104L201 105V103H199ZM186 105H188V106L186 107ZM202 105L200 107L196 106L197 110H200L199 108H201ZM105 106H107V107H105ZM101 107H102L103 112H101L102 110L100 111ZM103 107H105L106 109ZM249 108L250 107L248 105V109ZM202 109H203V107H202ZM248 109L246 108V112ZM205 112H206L205 110L204 111L202 110V111H200V114L199 113L198 114L200 116L201 115L202 116L208 115V113L207 112L205 113ZM186 114H185V116H186ZM260 114H259V116H260ZM40 116H41V114H40ZM261 117H264V114ZM201 118H203V117H201ZM205 121H207V120H205ZM39 123H38V125H39ZM41 123H40V125H41ZM209 123H214V122L210 121ZM56 127H58V128H56ZM172 129H174L175 131H173ZM260 131L264 132V128L260 129ZM177 135L183 136L184 137L183 141L181 139L180 140L181 142H180L177 138H175V137H177ZM5 139L6 138H3L2 142L0 140L1 146H3V144L7 141L8 138L6 139V141H5ZM20 142H22V139L21 140L20 139L15 140L13 142V146L11 147V149L19 150L20 154L26 153L27 149H25L23 146L16 147L17 144H19ZM182 143L184 144V146L181 145ZM222 143H224V142H222ZM22 144H24V142H22ZM31 144H33L32 141L27 143V145H31ZM42 147H43V144L41 146L34 147V148H36L34 151H36L39 154V151L41 150ZM221 148H222V150H220ZM77 150L84 151L87 154L84 156H82V155L79 156L78 155L79 153L77 154L75 152ZM231 150H233V149L231 148ZM224 153H225V155H224ZM176 155H179V156L177 157ZM218 156L220 157V159L216 160V158H218ZM26 157H29V154H27ZM44 158L42 160H44ZM193 158L198 160V165L196 163L197 167H195V168L193 167L192 169H189V168H191V166L189 167L188 161L192 160ZM214 160H216V161H214ZM144 161H146V162H144ZM172 161L173 160H171V162ZM38 162L40 163V161H38ZM206 163H208V164L211 163V167ZM205 164L208 165V167H207L208 169H206V171H205V168H206ZM149 165H150V167H149ZM44 166L42 165L41 167H39V169L41 168L43 170L42 167H44ZM187 166H188V168H187ZM170 168H171V166H170ZM179 169H175L173 171H177ZM247 169H246V172H247L246 174H248L251 171L248 169L249 170V172H248ZM35 170H38V168ZM201 170H203L205 172L202 173ZM38 172L36 171L35 173L38 177H40L39 173H41L42 171L39 173ZM169 172H172V170H170ZM178 172H180V171H178ZM171 174L172 173H170V175ZM182 174H184V173H182ZM240 174H242V173H240ZM245 176L246 175H244V177L242 179L241 178L240 179L244 182V184L247 185L249 183L250 179H246L247 177L245 178ZM207 177H206V180H207ZM46 178H48V176ZM171 178H172V176L170 177V181H172ZM201 178L205 179L203 177H201ZM237 178H239V177H237ZM237 178H234V179L236 180ZM167 181H168V179H167ZM167 181L165 180L164 183L165 182L167 183ZM199 181H201V179H199ZM222 182H223V180H222ZM15 183H17V182H15ZM3 184H4V182H3ZM194 184L196 185L197 183L194 182ZM5 185H7V184H5ZM5 185H3L2 188H0V195H3L4 193L7 192L8 189L6 188ZM204 185H205V183H204ZM221 185H218V186H220L222 189L217 188L218 191L220 190L219 193L217 192V195H214L215 198L213 200L211 199V204L209 205V208H211V209L216 205L215 203H217V201H218L216 199L218 197H216V196L219 195L220 196L219 200H220L221 198H223V197L225 198L227 195H229V194H225V196H224L225 191L227 192L228 190L221 191L224 188V186L222 187ZM228 185L231 186V184L225 185L227 187V189L229 188ZM119 186H121V187L119 189H117ZM194 186L191 187L187 192H184V193H180L179 192L180 190H179L178 191L179 193H177L175 196L176 201L178 202V201L184 199L187 195H189V193L192 191V189L195 188ZM205 187L208 189L207 186H205ZM204 188L202 187V189H204ZM177 189H178V187H177ZM207 189H206V191H207ZM231 189H233V188H230V190ZM112 190H115V191H112ZM111 191L113 192L112 195H110ZM121 191H125V193L122 194V196L121 195L119 196V193ZM208 191H210V190H208ZM204 193H205V191H204ZM207 194H209L208 197L206 195H203V197L206 196L203 199V197L200 196V195H202V193H201L199 195L201 198L200 199L198 198L199 200H197L196 203H195V201L193 203H191L192 201L191 202L189 201L188 204L190 205V203H191L190 206L188 204H187L188 206H186L185 204H183V206L185 205V208H189L190 211L191 210L193 211V209H194V212H196V210L199 211V209L203 207L202 204L204 205V202L207 203L206 200L209 199L210 192L209 193L207 192ZM74 196L78 199H74ZM81 197H85L86 201H83ZM196 198H195V200H196ZM227 198H228V196H227ZM113 199L117 200L115 205L113 207L109 206L110 208L106 209L107 205ZM201 199H203V200H201ZM115 200H113V201L115 202ZM1 201L2 200L0 199V203H1ZM207 201H209V200H207ZM220 203H221V201H220ZM221 204H220V206H221ZM223 204H222V206H224ZM217 207L218 206H216V208ZM183 208L184 207H181L180 210L182 209L184 211ZM186 211H189V210L186 209ZM191 213H193V212H191ZM191 213L185 212L184 215L191 214ZM196 214H198V213H196ZM160 215H161V213H160ZM188 216L189 215H187V217ZM210 216H211V214H210ZM188 218H186V219H188ZM164 219H167V218H164ZM169 219H171V218H169ZM174 220L173 219L172 220L167 219L166 221L167 222L170 221L171 224H173L174 222H175L174 224H176V222L179 223V221H177L178 219L177 220L174 219ZM190 220H192V218H190ZM190 220L188 219L187 221L190 222ZM199 220H201V219L199 218ZM211 220H212V218H211ZM166 221L163 220V222L167 223ZM171 221H173V222H171ZM180 221H181L180 223H183L182 219H180ZM140 222H142V221H140ZM137 224H139V222ZM104 233H106V232H104ZM102 237H103V235H102ZM102 237H101V239H102ZM140 239L144 240V238L140 237V238H138V240L136 242L137 243L141 242ZM150 239L155 240L152 238H150ZM150 239L147 237V240L149 242H150ZM160 239H159V241H156L157 243L159 242L158 245L160 244ZM102 241H104V238ZM161 241H164V239L163 240L161 239ZM167 241L168 240H166V242ZM169 241L173 245V246L171 245V247H176V246H174L175 244L172 243L173 240L172 241L169 240ZM112 242L113 241H111V244L109 243L110 246H108V247L103 246V247L99 248L98 250H100V252L98 251L97 257H95V258L93 257L90 261L85 262L84 264H117L120 261V259H117L118 262L116 260V263H115V261L113 259H111L113 257L112 254L110 255V250L113 249L112 248L113 245H114V247L116 246ZM154 242L155 241H153L151 244L148 242L147 243L145 242L146 243L145 244L144 241L140 243V245H142V246L144 245L143 246L144 249L142 248V250H144V254L150 258L151 263L154 262V263L158 264V262H159V264H161V263L167 264V262H168V264H173V262L175 263V261H177L178 258L176 255L179 252L177 251L176 248H174L175 253L178 252L174 256V252H172L173 250L172 249L168 250L167 244H170V243L167 242V244H166L167 250L166 251H171L173 256L177 259H175L171 254H169L171 252H168L167 254H165L166 252L163 251V248L165 247L164 245L162 248L161 246H157V243H154ZM184 242L186 243V241H184ZM124 243H125L124 245L128 247V245L130 243H132V241L129 243L126 241ZM127 243H128V245H127ZM188 243H189V241H188ZM188 243H186V246L187 245L189 246V244L192 242H190L189 244ZM182 244H180V245H182ZM194 244L192 243L193 246H195ZM133 245H135V244H133ZM160 245H162V242ZM131 246L128 248H131ZM183 246H181V247H182V249L185 250V251L183 250L184 254L185 255L187 254L185 256V258L187 260H190L189 264H192L191 262H193V264H207L205 262L207 260H204L207 257H210V256H207L208 253L206 255V252H208V251H206L207 248H205V250H204V252H205L204 255L206 258L201 254L199 257H201L202 259L204 258V259L202 261H198V260H200V258L197 259V256H195L193 258V260L195 259L194 260L195 262H194L193 260L191 261V256L193 255L192 254L193 250L191 251L192 248L187 249L189 247L187 246V248H186V246H185V248L187 249L186 250L185 248H183ZM134 247L132 246L133 249H134ZM195 247H193V248H195ZM132 248L130 250H132ZM200 248H202V247L200 246ZM200 248H199V250H200ZM169 249H170V245H169ZM203 249L204 248H202V250ZM210 250H211V248H210ZM132 251H130V252H132ZM162 251L164 253H162ZM187 251H189V253L192 252L191 255ZM219 251H220L219 256H216V257L214 256L215 258H219V260L214 259V257H213L215 251L211 252V254L213 253L211 256H212V260L213 261L215 260L214 262H218V261H220V259H221V261L225 259V261H223V262L220 261L221 263L219 262V264H229V263L234 264L238 260V259L236 260L234 257L232 258V255L229 254V252H227L228 250L225 251V249H224L223 255L221 254L222 251L221 250H219ZM118 252H116V253H118ZM135 252H137L138 255L139 254L142 255L141 252H139L138 250ZM217 252H215L216 253L215 255H217ZM137 253H136V255L134 254L136 257L134 255L131 256V257H133V259L135 261L138 257ZM195 253H194V255H195ZM188 254L190 256H188ZM131 257H129V258L131 259ZM14 258H13V261H14ZM227 258L228 259L231 258L232 261L231 262L229 260L227 261L226 260ZM145 259L140 260V258H139V259H137V263L140 262L139 264H150ZM162 259H165V260L162 261ZM166 259H168V260H166ZM181 259H183V258L181 257L180 261H181ZM138 260H140V261H138ZM155 260H157V261L155 262ZM158 260H160L161 263ZM173 260H175V261H173ZM208 260L211 261V257ZM165 261H167V262L164 263ZM180 261L178 262V264H183V263L187 264L186 261H184V260L181 262ZM214 262L208 263V264H214ZM118 264H127V260H125V257L122 258V260ZM215 264H217V263H215ZM237 264H241V263L237 262Z\"/></svg>",
	"mask_w": 264,
	"mask_h": 264
}]
</instances>
